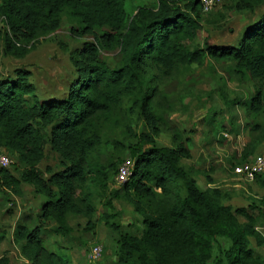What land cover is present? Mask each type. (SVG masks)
<instances>
[{
	"label": "trees",
	"instance_id": "trees-1",
	"mask_svg": "<svg viewBox=\"0 0 264 264\" xmlns=\"http://www.w3.org/2000/svg\"><path fill=\"white\" fill-rule=\"evenodd\" d=\"M146 1L0 0V38L12 58H23L29 45L59 30L64 20L75 25L73 35L91 38L69 55L76 77L63 97L41 100L25 68L0 78V153L12 159L16 171H0V188L22 197V183L30 186L43 198L38 219L53 225V235L70 239L68 218L94 215L91 186L116 177L124 161L118 166L95 163L106 131H119L126 142L134 140L128 146L131 175L119 191L130 197L142 231L132 235L111 224L119 234L117 264H264L249 247L250 238L262 244L254 224L264 210L255 216L247 207L222 205L218 189L201 190L182 166L191 155L180 132L170 133L169 146L155 141L166 132L168 104L160 96L161 78L199 63L203 55L227 64L237 79L253 81L257 87L247 107L255 116H264V12L244 29L236 47L191 50L202 27L199 1ZM263 2L228 0L224 5L241 13ZM101 52L113 53L115 61L108 64ZM141 121L146 131L137 133L134 124ZM45 141L58 159L55 172L49 166L40 168L47 158ZM259 142L249 143L240 162L231 165L232 173L252 160ZM254 182L264 187V177ZM27 221L16 225L12 236L27 264H72L70 248L47 250L40 238L43 228L28 229ZM4 238L0 234V245Z\"/></svg>",
	"mask_w": 264,
	"mask_h": 264
},
{
	"label": "rangeland",
	"instance_id": "rangeland-1",
	"mask_svg": "<svg viewBox=\"0 0 264 264\" xmlns=\"http://www.w3.org/2000/svg\"><path fill=\"white\" fill-rule=\"evenodd\" d=\"M130 3L142 5L147 1L130 0ZM227 5L201 15V31L191 50L203 49L205 45L236 47L244 29L264 12V2L252 12L241 13L229 10ZM71 28L75 25L64 20L59 30L39 37L31 48L29 45L27 54L21 59L6 54L0 38V78L13 77L14 69L25 68L31 72L30 81L41 100L65 96L69 84L76 77L69 55L81 46L82 41L91 40L76 37L70 32ZM101 57L108 64L115 61L113 53L101 52ZM159 86L160 96L168 107L164 109L166 132L155 138L156 144L169 146L170 133L180 132L191 155L190 159L181 163L191 171L197 186L201 190L218 189L222 193V205L233 209L247 207L249 213L258 216V212L264 210V187L258 182H247L231 172V165L240 162L243 150L253 140L260 142L251 158L254 155L264 156V116H255L247 107L257 87L254 82L237 79L229 72L227 64L215 63L203 55L199 63L189 64L174 71L170 77L161 78ZM143 125L142 121L134 124L137 133L146 131ZM104 140L95 153L97 165L114 163L118 166L123 160L133 161L128 148L134 144L133 139L126 142L119 131L108 130ZM44 147L47 158L40 168L44 170L49 166L55 172L59 169L57 156L46 141ZM8 170L16 175L13 166ZM48 176L46 173L44 178ZM120 187L115 176H110L102 185L97 180L91 186L95 213L90 219L81 216L68 218L70 239L53 235V225L38 219V208L43 198L30 186L22 183L21 198L0 188V234H5L0 245V260L6 258L8 264H27L14 246L12 236L15 226L28 218V229L43 228L40 238L47 250L60 246L70 248L67 253L72 258V264H86V255L95 244L103 249L102 258L96 264H117L115 252L119 234L111 224L132 235H140L142 231L140 218L128 200L130 197L125 191H119ZM108 201L110 204H107ZM237 218L241 224L246 223L243 217ZM254 226L262 244L250 238L249 247L264 260V217L258 218Z\"/></svg>",
	"mask_w": 264,
	"mask_h": 264
},
{
	"label": "built area",
	"instance_id": "built-area-1",
	"mask_svg": "<svg viewBox=\"0 0 264 264\" xmlns=\"http://www.w3.org/2000/svg\"><path fill=\"white\" fill-rule=\"evenodd\" d=\"M203 14H208L211 11L221 8L228 0H198ZM12 159L3 153H0V171L8 169L12 165ZM133 167V162L130 159L124 160L118 167L116 173V183L121 185L125 183L130 175ZM234 176L241 177L247 182H254L256 177H264V156L257 155L250 162H246L240 166H236L233 171ZM103 255L101 245L95 244L91 247L86 255L88 264L98 263Z\"/></svg>",
	"mask_w": 264,
	"mask_h": 264
},
{
	"label": "crops",
	"instance_id": "crops-1",
	"mask_svg": "<svg viewBox=\"0 0 264 264\" xmlns=\"http://www.w3.org/2000/svg\"><path fill=\"white\" fill-rule=\"evenodd\" d=\"M21 198V197H20Z\"/></svg>",
	"mask_w": 264,
	"mask_h": 264
}]
</instances>
